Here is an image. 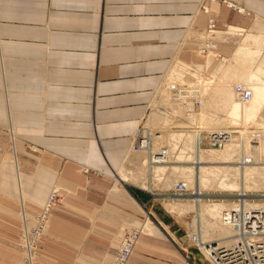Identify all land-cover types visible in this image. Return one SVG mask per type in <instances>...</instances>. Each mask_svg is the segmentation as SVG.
<instances>
[{"label":"crops","instance_id":"0c3cea01","mask_svg":"<svg viewBox=\"0 0 264 264\" xmlns=\"http://www.w3.org/2000/svg\"><path fill=\"white\" fill-rule=\"evenodd\" d=\"M227 2L264 19V0ZM200 4L201 0H0V264H23L18 245L20 201L40 208L55 185L79 186L76 174L115 175L109 198L145 213L137 200L144 205V191L153 188L124 182L118 171L124 164L131 170L140 166L138 158L126 161L130 152H141L132 149L133 135L170 66L204 68L210 63L209 56L193 64L177 57L196 32ZM208 7L218 11V2ZM226 26L246 31L241 25ZM258 29L255 34L263 32L256 25L252 32ZM228 31L217 29L215 38H237L230 58L247 40ZM223 58L227 57L222 56L211 73ZM56 205L41 242L46 237L57 244L70 241L72 264H110L121 227L146 219H130L123 212L128 218L117 225L114 240L105 228H77L70 238L66 231H56ZM97 206L103 208L96 216L99 220L114 224L122 216V210L108 202ZM152 219L177 223L175 216ZM153 226L151 232H142L166 237ZM169 231L177 242V229ZM45 255L36 251L33 264H41ZM154 255L138 250L127 264H182L151 261Z\"/></svg>","mask_w":264,"mask_h":264},{"label":"rangeland","instance_id":"374dc122","mask_svg":"<svg viewBox=\"0 0 264 264\" xmlns=\"http://www.w3.org/2000/svg\"><path fill=\"white\" fill-rule=\"evenodd\" d=\"M216 1L218 2V11L207 9V11L210 14H212V16H215V21H216L215 28L226 29L227 28L226 24L241 25L244 29H246V31L242 29L239 35H235L239 37V39H241L244 35L246 36L247 32H250L251 34L257 33L259 29L252 32L253 25H256V27H261L263 31L262 33L264 34L263 18H258L257 16L247 14L246 12L234 8L223 1L220 0H216ZM210 2L212 1L207 0L208 5L210 4ZM198 16L200 20L198 19L193 26V30H195L196 32H193V34L190 36L191 39L186 44L182 45L181 48H179L180 51L178 50L179 53L177 52L178 54L177 57L183 60L184 62L193 64V63H203L205 61L206 56H209L210 57L209 65L207 67H204L203 71L201 70V72H198L199 74L204 73V75H202L203 77H209V75L211 74V70L219 62L221 57L230 56V54L232 53L231 50L234 45V41H236L237 38L230 40L228 42H217L216 38H214L215 34H213V32L210 33L207 30L208 14L204 11L202 4H200ZM214 42H216V44ZM207 50L209 51V53ZM262 53H264L263 49L260 50L259 54L261 55ZM184 69H186L187 71H195L196 68L193 67V65L184 66L183 64H179L177 65V70L175 71V73H173V76L170 79H166V75H165V78L161 82L160 88L158 89L153 101L151 102L150 109L147 111L144 119L142 120L141 124L144 125L143 133L145 134L147 133V131H149L148 132L149 137L146 139L148 140L147 141L148 144L146 146L149 147L141 148V152L138 153L130 152L126 159V161L128 162L131 159L135 160L138 158V162L140 161L139 162L140 166L138 168L131 170V168L129 169L128 167H125L124 164L118 171L119 177L121 176L120 172L127 173L130 172V170L134 172L136 171L143 172L142 174L143 176L146 177L147 180L146 182L147 186H145L144 188H148V189L153 188L150 189L152 192L144 191L145 192L144 205L140 203L139 200L136 199L137 202L144 209L145 213L143 214L139 211L134 210L131 207L122 206L119 203H117L115 200H111L109 198L108 192L113 185L115 175L102 177V176H93V175L88 176V174H84V173L83 175L76 174L75 177L79 178V182H80L79 186H76L75 189H70L67 188L65 184H63L58 188L59 195L56 200L57 205L52 212V217L55 216L57 218L58 226H60V228H58V226L56 227L57 229L56 231H60V230L64 232L66 231L70 235L68 237L71 238L73 231L77 232L76 230H74L77 228H80L82 230H95L99 228L104 230L105 228L107 231L111 232L112 239L114 240L113 232H115L117 225L122 219L126 220V218H128V216L125 213L123 214V212H127V214H129L130 219L136 217L140 221L145 218L148 219V220L145 219V222L152 221V223L156 225L158 229H160V231H162V233L166 236L164 238V237H159L157 235H152V234H147L146 232H142V234L140 235L139 239L136 242L133 252H137L138 250L139 251L146 250L151 253L154 252L155 254L153 256L154 260L151 261H158V259L161 258L162 260L165 259L168 263L177 260L182 264L185 263L212 264L205 257V255L200 252L198 247H196L193 242H188L187 238L185 237L187 233H189V231L191 230H197L196 234L198 236L200 235V233L204 235V231L206 229H210V230H212L213 228L215 229L218 228L219 230L223 229L221 223L218 222L220 216V213L218 211L212 209V207H206V205H203L202 202L196 203L194 200L192 201V197L190 196V193L194 190V187L198 185V182H196L195 180L196 183L194 182V184H192L189 187L186 186L187 189L185 193L180 196H176L172 194V197L165 198V196H168V194L174 193L172 187L176 181L184 180L185 173L181 172L182 170H180L177 167L173 168V165L189 166L190 164H192L189 158L178 160V159H174L171 155H169L172 154L171 149L174 146V143L168 134V130L171 129H167V128H172L173 130V128L179 125V124L176 125V123H182V122L185 123L184 125L182 123V125L185 127L186 126L193 127L196 125L198 126L200 123L203 125L207 121L212 122L215 125H219L222 120L226 122H229L230 120L226 118L227 111L217 109L215 110L216 111L215 113L212 111L211 108L210 110L208 107L201 104L203 100L201 101V95H200L201 93L199 90L200 87L198 85L192 87L184 86L186 84H184L182 80H184L185 82L186 79H183L182 75H181L182 77L181 76L176 77L177 75L176 72H179ZM169 76H171V74ZM232 83H233L232 86L230 85L229 87L230 89H232L235 84H238L237 82H232ZM225 89H227V87ZM178 94L181 97L177 96ZM182 95H184V97ZM206 96L203 95L202 97H206ZM201 105L205 106L206 109H204L205 107ZM263 107H264V102L261 104L258 110H255V114L247 121H244L242 117H237L236 118L237 124L234 125L235 128L227 129L230 130L231 132V136H232L231 142L238 143L237 155H235L236 159H238L241 156V153L244 154L245 156L258 154L257 156L260 158L258 162H249L239 167V169L244 174V178L247 181L256 182L257 185L264 182V154H261V150L264 147V142L263 144H260V140H259L257 146H253V144H255L256 142L252 143L251 140L248 138V134L250 130H254V129L264 131V128H260V127H264ZM203 110H206V113L208 114L211 112L217 114L218 116L217 115L212 116V118H214L213 120H207L208 118L206 117L205 118L206 121L204 122L203 121L204 117L202 115L207 116L208 114L207 115L204 114L205 111L204 113H202ZM195 116H198L197 119ZM198 120L200 121L202 120L203 122L200 121L198 122ZM201 124L199 126H201ZM160 129H164L165 133L162 130L163 134L160 136L161 138L160 137L158 138L155 135H158L160 133L159 131ZM263 131H262V135H264ZM205 132H209V131H205ZM203 135H204L203 143L201 144L200 148H212L214 145L210 144L209 133H204ZM185 142H187L186 134H183L180 138L177 137L175 140V144L177 147L174 148V151L177 153V151L180 148L185 147ZM240 145L242 147H240ZM166 147H168L167 150L169 151L166 162L164 163L149 162L151 155L149 153V150L152 149L153 151H155V149L156 150L163 149ZM213 148L220 149L222 148V146L220 147L214 146ZM236 159H233L231 164L229 163L230 165H235V167H229L230 173L235 174L237 172V168L239 164L236 162L237 161ZM144 160L147 161H145L143 164V162L141 161ZM153 164L155 165L163 164L166 166L163 168L162 171L163 174H161V176H163L164 179L168 178L171 180V183L168 186L165 185L163 178L160 180L154 179V172L152 171L154 167ZM208 164H213V163H208ZM218 164L226 165L227 163H218ZM240 170H238V172H240ZM237 181L239 183L240 181L239 176H237L236 182ZM212 183H214L213 180ZM241 188H242L241 186L240 189H234V190L205 188L204 190H202L203 193H205V195L201 197V200L208 202V201L220 199L230 203L236 200V198L238 197L237 193L240 192ZM153 193H157L160 196L155 197L152 195ZM246 193L247 194L244 195L243 197L247 198V201L253 203L255 202L264 203V188L261 189L250 188L249 190L248 189L246 190ZM146 199H149V201L146 202ZM167 201L189 202L188 203L189 205L187 204L183 205L184 207L182 206L181 208L178 209V211H180L181 214H176L175 211L174 212L170 211L166 207V205H164L165 202ZM105 202L117 206L122 210L121 213L122 216L118 217V219H116L117 222L114 224H111L107 221L99 220L96 217L97 214L102 213L101 210L103 211V208H101V206H97V204L99 205ZM177 206L178 205H175V207ZM26 209H27V216H29V219L31 220L34 218L35 214L39 210V208L35 209L29 206H26ZM17 212L18 213L20 212V206L18 207ZM155 215L160 217L175 216L177 223L173 222L170 224L167 223L163 224V223L155 222L152 219V217ZM18 219L20 222V217H18ZM60 222H62L64 226L61 225ZM73 225L75 227H73ZM134 225L140 226L142 228L141 223H137ZM127 226L128 225L121 227L120 232L122 233L124 228H128ZM62 227L64 228L61 229ZM172 227H175L177 229V232L180 236V237L176 236L177 242L171 240L172 235L169 230ZM120 235L117 237V240L114 241L115 242L114 246L118 245ZM198 237H196V239ZM202 238H206V237L204 236ZM47 239L49 238L46 237V240L44 239L45 242L39 243L36 247V251L38 252V254H43V253L46 254L45 256L40 258L43 259L41 261L42 262L41 264H72L71 242L70 241L67 242L64 240V241H59V243L57 244L54 240L51 241L49 239V241H47ZM177 244L179 245V247ZM175 246H177L180 252H177Z\"/></svg>","mask_w":264,"mask_h":264},{"label":"bare ground","instance_id":"6f19581e","mask_svg":"<svg viewBox=\"0 0 264 264\" xmlns=\"http://www.w3.org/2000/svg\"><path fill=\"white\" fill-rule=\"evenodd\" d=\"M211 1H216V0H211ZM203 5H204V7H206L209 10V7L207 5V0H204ZM226 30H229L228 32L232 33L233 35H239L242 29L236 28L234 26H227ZM216 31H217V28H214L212 31L213 34H216ZM213 34H212V36H213ZM212 36H211V38H212ZM242 38L246 39L247 41L240 44V46L235 50V53L233 54V56H231L230 58H228V57L223 58L221 60V63L219 64V66L213 71L214 73H211V74L209 73L210 74L209 77H203L202 75H204V73L203 74L198 73V72H201V70L203 71V67L199 66V65H193V67L196 68L195 71H187L186 69H184V70H181L179 72H176L177 73L176 77L182 75L183 79H186L185 82H184V80H182V82L184 84H186L184 86L192 87V86L198 85L200 87L199 90L201 93L200 94L201 95V101L203 100L201 102V104L205 105L209 109L211 108L212 111L215 113H216L215 110H217V109L227 111L226 118H228L230 121L226 122V121L222 120L219 125H215L214 123L207 121L205 124H203L204 126L200 123L201 126H199L200 125L199 124L198 126L196 125L193 127L192 126L191 127H187V126L185 127V126H183L185 123L182 122L183 125H182V123H176V125H178V124L179 125L181 124V125L180 126L178 125L177 127L173 128V130H172V128H167V129H171V130H168V134L174 143V146L171 149L172 154H169V155H171L174 159H178V160L189 158L191 163H192L189 166L188 165H179V166L173 165V168L177 167L180 170H182L181 172L185 173L183 181L185 182L187 187L194 184L195 180H196V182H198V185L197 186L195 185L196 187H194V190L190 193V196L192 197V201L194 200L196 203L202 202L203 205H206V207H212V209L218 211L220 213L218 222H220L221 225L223 226V229H220V230L218 228L217 229L213 228L212 230L206 229L204 231V235H202L200 233V235H198L199 237L196 235V237H198V238L197 239L195 238L194 240H192L191 234H187V237L191 242L194 243V245L196 247H198L200 252L203 253L206 258H207V256H210L211 259L214 260L216 257L219 264H221V262L219 261L220 258H219L218 248H220L219 246H221V243H222L221 241H224L223 238H225L230 233L229 227L221 221V212L225 208H228L229 206H233L234 203H232V202L228 203V202H225L224 200H220V199H219L220 201L219 200H212V201H208V202L202 201L201 197L205 195V193H203L202 190H204L205 188L234 190V189H240V186H241L242 188L238 194L240 196H242V195L247 194L246 193L247 189L249 190L250 188H254V189L255 188L256 189L257 188H259V189L264 188V182L257 185L256 182L247 181L244 178V174L239 169V167H241V165L247 164V163H245V162L242 163L241 157L236 159L235 155H237L238 143L230 141L228 143H225L224 146H222V148H220V149L219 148H213L214 146L212 148H200L201 144L203 143V137H204L203 134L209 133V132H205V131H211V132L212 131H215V132L216 131L217 132L224 131L225 132L228 128H230V129L235 128L234 125L237 124V122H236L237 117H242V119L244 121H247L249 118H251L255 114V110H258L260 108L261 104L264 102V55H261V58L259 60L257 59V56H258L260 50H262L264 48V34L262 32H260L259 34L252 35L251 33L247 32L246 36L244 35ZM214 43L216 44V42H214ZM244 45H247V46H244ZM214 47H215V45H214ZM208 53H209V51H208ZM177 65H179V64L176 63V64H172L170 66L166 79H170L173 76V73H175V71L177 70ZM183 65L184 66H191V65H185V64H183ZM170 74H171V76H169ZM181 77H180V79H181ZM232 82H237L238 84L247 85L251 89L252 97L248 102L242 104V103H239L235 99L233 91H229L230 85L232 86V84H233ZM178 87H180V86H178ZM226 87H227V89L228 88L229 89L228 90L225 89ZM179 89H181V88H179ZM206 94H207V96H206ZM203 95H205L206 97H202ZM177 96H180V95L178 94ZM182 96L184 97V95H182ZM187 96H188V94H187ZM203 105H201V106H203ZM205 106H203V107H205ZM206 107L204 109H206ZM263 109H264V107H263ZM204 111H205V113H204ZM207 112H209V111H207ZM202 113H204L206 115L208 114V113H206V110H203ZM209 114L207 116L202 115L204 117L203 118L204 122L206 121L205 120L206 117L208 118L207 120H213L214 118H212V116L217 115V114H214L211 112ZM263 114H264V111H263ZM198 116H195L196 119ZM200 118H201V115H200ZM196 119H194V120H196ZM199 121L200 120H198V122ZM203 121L201 120L200 122H203ZM260 128H264V127H260ZM162 130L165 133L164 129H160L159 130L160 133L158 135H155V136L159 138L163 134ZM261 131H263V130H261ZM183 134H186L187 142H185V147L180 148L176 153L174 151V148L177 147L175 144V140L177 137L180 138ZM263 134H264V131H263ZM164 137H165V134H164ZM162 138H163V136H162ZM147 141L148 140H146V139H145V141L143 140L142 141L143 145L148 144ZM263 142H264V135H263V137L260 138V144H263ZM240 147H242V146L240 145ZM166 148H168V147H166ZM140 151H141V149H140ZM238 152H240V151H238ZM261 154H264V147L261 150ZM233 159H236L237 160L236 162L239 164L238 168H237V172H238V170H240V172H238V173L236 172L235 174L229 172V167H235V165H230L231 162L233 161ZM153 160H154L153 156L150 155L149 162L150 163L154 162ZM145 161H147V160H144L141 162H143V164H144ZM156 163H161V161L156 162ZM208 163H213V164H208ZM218 163H227V164L223 165V164H218ZM153 166L154 167H153L152 171L154 172V179H156V180L162 179L163 176H161V174H163V172H162L163 168L166 166L163 164H159V165L153 164ZM143 171H144V169H143ZM120 173H121L120 177L122 178V180H124L125 182H128L129 184L134 183V184L143 186V188L145 186H147L146 177L143 176V174H142L143 172H141V171L134 172V171L130 170V172H127V173L126 172H120ZM237 176H239V180L241 181V182L239 181V183H238V181L236 182ZM212 180L214 181V183H212ZM163 181H164L166 186H168L171 183V180L168 178L164 179ZM55 188H59V187L55 185ZM172 194H174L176 196H180L179 194H176V193H171V194H169V196L172 197ZM243 198L241 197V200ZM188 203L189 202H182V201H167V202H165L164 205H166V207L170 211H172V212L175 211L176 214H181V212L178 211V209L181 208L183 205H186V204L189 205ZM247 204H249V203H247ZM258 204L264 206V203H262V202L261 203L258 202L257 205ZM175 205H178V206L175 207ZM20 214L21 215H27V209L21 208V211L19 212V217L21 216ZM28 218H29V216H28ZM48 221H49V217L46 221L45 226L43 227L42 235L47 230ZM33 222H34L33 219L32 220L27 219V223H28L27 225L28 226L31 225L30 223H32V225H33ZM141 224H142V228L140 226H136V225H134L133 227L140 228L141 232H142V230L147 231V232H151L152 229L154 230V228H155L150 221H147V222H144ZM129 227H131V226H129ZM141 232H140V234H141ZM200 232H202V231H200ZM204 236L206 238H202ZM136 242H135V244H136ZM134 247H135V245H134ZM28 256H29L28 264H33L34 260L36 258V250H35V252L28 254Z\"/></svg>","mask_w":264,"mask_h":264},{"label":"built area","instance_id":"2783aa9c","mask_svg":"<svg viewBox=\"0 0 264 264\" xmlns=\"http://www.w3.org/2000/svg\"><path fill=\"white\" fill-rule=\"evenodd\" d=\"M220 1L236 8L233 3L227 2V0ZM203 2L204 0H202L201 3L202 7L208 14L207 30L208 32H212L215 28V17L207 11ZM232 90L235 99L239 103L244 104L252 97L251 89L247 85L235 84ZM143 132L144 125L140 123L136 127L133 135L132 148L135 151L147 147V144L143 145L142 141L149 137V131L145 134ZM262 136V131L255 129L250 130L248 134V138L251 142H256L253 146H257ZM209 137L211 145L220 147L230 142L232 136L230 130H226L225 132L209 131ZM149 153L153 156L154 162L161 161V163H164L167 161V148L155 149L154 152L149 150ZM257 155L258 154L245 156L241 153L240 157L242 158V163L258 162L260 158ZM186 189V184L182 180L176 181L172 187L173 192L179 195L184 194ZM58 195V188L53 187L48 193L44 204L35 214L33 225L31 224L28 226V216L20 214L18 245L23 251V264L29 262L28 254L35 252L37 245L41 243L43 227L56 204ZM239 196L238 194L236 200L232 201V203H234L233 206H229L221 212V221L229 227L230 233L223 238L224 241H221V246L218 248L219 261L221 264H264V206L247 201V198H243L244 195L241 196L243 198L241 200ZM21 208H26L23 200L20 201V211ZM196 231L197 230H191L187 233L192 235V240L196 238ZM140 232L141 230L138 227L123 229L110 264L128 263L133 254L135 242L141 235ZM207 258L212 264H219L216 257L214 259L215 261L211 259L210 256H207Z\"/></svg>","mask_w":264,"mask_h":264}]
</instances>
